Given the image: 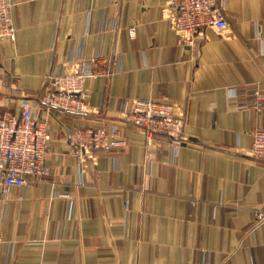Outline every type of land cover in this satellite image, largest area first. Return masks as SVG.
Here are the masks:
<instances>
[{"label":"crops","instance_id":"crops-1","mask_svg":"<svg viewBox=\"0 0 264 264\" xmlns=\"http://www.w3.org/2000/svg\"><path fill=\"white\" fill-rule=\"evenodd\" d=\"M15 43L0 41V113L41 103L47 78L75 57L113 71L88 80L87 113L35 110L53 137L42 182L0 186V264H264V0H224L230 27L179 43L168 0H11ZM135 28L136 37L128 30ZM174 102L186 142L147 158L121 127L123 149L97 150L80 174L66 135L118 123L127 99Z\"/></svg>","mask_w":264,"mask_h":264},{"label":"built area","instance_id":"built-area-1","mask_svg":"<svg viewBox=\"0 0 264 264\" xmlns=\"http://www.w3.org/2000/svg\"><path fill=\"white\" fill-rule=\"evenodd\" d=\"M11 0H0V41L15 43L17 27L13 21ZM167 21L182 45H195V38L204 30L224 33L230 24L224 0H168L165 8ZM134 38L135 28L128 30ZM65 70L47 78L41 103H31L24 99L20 116L0 113V186L6 200L12 190L23 188L32 182H42L50 175L45 164L50 151L53 132L47 122L41 121L35 110L41 104L46 110L63 113H87L89 91L86 82L93 78L112 74L110 66L101 57L86 59L75 57L65 65ZM253 106L264 110V99L258 91ZM118 123L110 128L96 125L76 128L66 135L72 157L78 163L80 174L84 173L88 162H96L97 150L123 149L121 127L131 126L141 131L146 145L147 158L161 146L178 149L185 144V112L174 103H163L151 98L127 99L123 104ZM253 146L248 153L250 158L264 163V129L252 135ZM258 221L264 219L257 214Z\"/></svg>","mask_w":264,"mask_h":264}]
</instances>
